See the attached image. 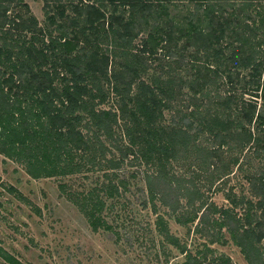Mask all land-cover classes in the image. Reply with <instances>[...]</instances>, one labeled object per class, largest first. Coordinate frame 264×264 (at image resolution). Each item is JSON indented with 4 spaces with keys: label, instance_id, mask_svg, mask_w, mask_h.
<instances>
[{
    "label": "trees",
    "instance_id": "1",
    "mask_svg": "<svg viewBox=\"0 0 264 264\" xmlns=\"http://www.w3.org/2000/svg\"><path fill=\"white\" fill-rule=\"evenodd\" d=\"M78 1L70 4L73 14L65 15L64 1L43 0L47 23L42 26L33 14L19 9L21 5L26 7L23 0H0V151L22 162L31 175L78 170L84 161H95V153L104 154L99 129L107 132L111 141L116 138L110 135L112 121L120 126L118 136L122 139L112 145L119 151L117 158L130 155L149 165L155 175L164 173L167 162L181 149L192 147L196 156L208 164L216 148L229 139L240 148L250 146L252 156L262 157L246 176L250 191L257 197L254 201L243 196L229 198L232 204L243 203L242 212L235 214L228 212V207H220L221 218L216 220L220 225L224 217L231 219L227 229L248 263L264 264V2L193 0L192 8L178 12L179 8L173 9L174 0H105L109 3L105 12L93 0ZM14 5L18 8L8 13ZM119 7H125L126 13L118 11ZM63 13L68 21L66 29L51 33L47 24ZM150 15H159L162 24L147 29L139 36V45L130 50L127 47L132 38ZM107 31L112 44L125 54L117 66L108 65V52L99 51L95 45L99 33ZM180 37L183 46H193L195 70L188 82L193 93L223 72L226 80L234 76L240 90L249 94V98H243L228 85L223 97L218 94L210 99L231 104L233 116L228 115L229 111L213 109L191 117L190 108L186 116L181 113L170 116L168 122L160 120L162 109L174 95L171 78H140L139 72L145 66L143 52L151 57L167 55V45ZM239 68H245L244 74H238ZM101 78L109 83L114 108L93 105V97L100 101L108 91L100 85ZM192 102L196 107L197 102ZM81 111L87 114L83 122ZM82 126L91 133L87 135ZM205 132L212 142H196V136ZM75 154L82 157L76 155L79 158L75 159ZM117 161L113 159L111 166ZM65 185L64 181L58 184L86 214L91 227L107 226L94 214L102 203L99 197L91 198L89 190L84 193ZM155 223L168 241L182 249L160 215ZM0 257V264H23L2 248ZM215 258V264H231L228 255L219 253ZM195 263L197 258L184 252L180 264Z\"/></svg>",
    "mask_w": 264,
    "mask_h": 264
},
{
    "label": "rangeland",
    "instance_id": "2",
    "mask_svg": "<svg viewBox=\"0 0 264 264\" xmlns=\"http://www.w3.org/2000/svg\"><path fill=\"white\" fill-rule=\"evenodd\" d=\"M23 1L26 7L21 5L19 9L33 14L37 24L44 26L47 21L46 12L41 7L43 0ZM62 1L65 3V15L73 14L70 4L79 1ZM93 1L107 12V1ZM173 2V9L179 8L178 12L194 5L193 0ZM12 7L8 13L18 8L16 5ZM118 11L125 14L127 10L119 7ZM64 13L61 18L55 16L54 22L47 24L51 33L65 28L68 21ZM161 24L159 15L148 16L147 23L139 26L131 46L127 48L134 50L139 45L140 35ZM108 32L99 33L95 45L99 51L108 52V65L117 66L122 64L125 54L112 44ZM181 42V37L174 38L167 45V55L151 57V54L143 52L145 66L139 72L140 78L150 80L155 75L160 79L171 78L174 95L169 99V105L162 109L160 120L168 122L170 116L181 113L186 116L190 108L193 110L191 117L213 109L229 111L228 115L233 116L235 110L231 104L222 105L210 99H215L218 94L223 97L228 85H232V90L243 98H249V94L240 90L234 76L231 81L226 80L223 72L193 93L188 87L195 70L191 59L193 46H183ZM244 72L245 68L238 69V74ZM91 79L92 82L96 80L94 76ZM54 81L58 84L57 80ZM99 82L108 91L100 101L93 97L94 107L111 105L114 108L109 83L104 78ZM133 88L132 85L130 92ZM255 98L259 100L257 96ZM193 100L197 102L196 107ZM81 112L84 117L80 122H83L87 114ZM82 129L87 135L91 133V129L83 126ZM109 130L110 135L116 137L113 141L107 132L98 130L104 154L95 153V161H84L78 170L68 172L31 175L22 162L0 151V249L11 253L23 264H180L184 252L194 260L197 258V264H215V255L219 253L228 255L231 264H249L227 229L226 224L231 223V219L224 217L220 225L216 219L221 218L220 207H228V212L235 214L242 212L243 203L232 204L229 198L243 196L253 201L256 199V193L248 187L246 176L257 163L262 162V157L252 156L250 146L240 148L229 139L227 144L216 148L211 163L206 164L189 147L179 150L176 157L167 162L164 173L155 175L149 165L137 162L130 155L117 158L119 151L112 145L121 139L118 136L120 126L112 121ZM211 140L207 132L196 136V142L204 145L210 144ZM88 150L85 148V152ZM76 155L79 154H75V159L82 157ZM233 157L235 159L231 161ZM113 159L118 161L111 166ZM60 181L66 183V188H76L84 193L89 190L91 198L99 197L102 203L94 214L107 226L91 227L86 214L58 186ZM254 212H258V207ZM157 215H160L167 231L177 237L183 250L168 241L159 230L155 223ZM261 219L264 223V212ZM210 236L214 239L209 241Z\"/></svg>",
    "mask_w": 264,
    "mask_h": 264
}]
</instances>
